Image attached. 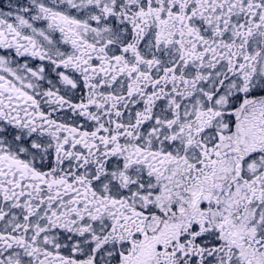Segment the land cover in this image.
<instances>
[{
	"label": "snow or ice",
	"instance_id": "obj_1",
	"mask_svg": "<svg viewBox=\"0 0 264 264\" xmlns=\"http://www.w3.org/2000/svg\"><path fill=\"white\" fill-rule=\"evenodd\" d=\"M0 264H264V0H0Z\"/></svg>",
	"mask_w": 264,
	"mask_h": 264
}]
</instances>
